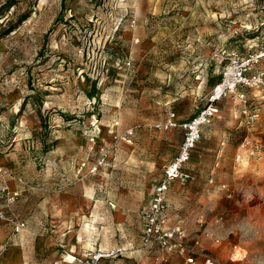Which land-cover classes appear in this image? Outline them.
<instances>
[{
    "label": "rangeland",
    "instance_id": "obj_1",
    "mask_svg": "<svg viewBox=\"0 0 264 264\" xmlns=\"http://www.w3.org/2000/svg\"><path fill=\"white\" fill-rule=\"evenodd\" d=\"M263 39L264 0H0V264H159L141 211L184 137L170 119L197 114L232 50ZM238 104L220 102L193 179L169 192L204 253L239 241L226 228L264 186V109L247 124Z\"/></svg>",
    "mask_w": 264,
    "mask_h": 264
},
{
    "label": "built area",
    "instance_id": "obj_2",
    "mask_svg": "<svg viewBox=\"0 0 264 264\" xmlns=\"http://www.w3.org/2000/svg\"><path fill=\"white\" fill-rule=\"evenodd\" d=\"M252 89L260 90L264 98V39L256 48L250 46L246 53L237 49L232 50L222 68L219 80L214 84L206 103L197 114L183 122L172 121L175 114L172 115L168 126L182 127L185 131L183 141L176 155L166 165L163 175L155 183L148 206L141 211L142 247L150 256H155L159 264H167L168 256L173 254L183 257L186 264H220L209 257L201 263L197 260L193 248L199 247L201 242L198 238L191 239L180 222L171 223L167 195L174 182L180 181L185 184L193 179V174L186 170V164L202 139L204 126L218 114L220 101L233 96L239 100L241 114L247 124H253L259 119V110L250 108L248 92ZM133 135L131 129L125 133L124 138L132 142ZM249 143V140H245L243 145ZM5 190H0V218L6 213L2 207ZM20 229L21 223H18L17 230ZM216 240L220 241L219 238ZM156 250L160 251L157 255ZM122 251V248H117L112 254L117 256L122 254ZM103 253L100 252L97 259L105 256Z\"/></svg>",
    "mask_w": 264,
    "mask_h": 264
},
{
    "label": "crops",
    "instance_id": "obj_3",
    "mask_svg": "<svg viewBox=\"0 0 264 264\" xmlns=\"http://www.w3.org/2000/svg\"><path fill=\"white\" fill-rule=\"evenodd\" d=\"M242 53H246V52H242ZM254 91H256L257 93H254ZM248 96L250 98V100H249L250 108H252V109L257 108L260 112V115H261L262 110L264 109V98L262 96L261 91L257 90V89L250 90L248 92ZM225 99L226 98H224L223 100H225ZM222 101H220V102H222ZM220 102H219V109L221 110ZM238 105H239V108L241 109V104L239 103ZM218 115L219 114H217L216 117ZM184 121H186V120H184ZM262 126H264V124H262ZM247 128H248V130L250 129V127H247ZM245 140L250 141L249 145L252 143L251 139H249L248 137H246ZM182 141H183V139H182ZM182 141L178 145V150H179V147H180ZM254 162L258 163L259 160L254 159L253 163ZM173 184H172V186H173ZM171 187H170V189H171ZM170 189H169L168 195H167L168 215L171 217V223L174 224L178 221L173 219L172 213L175 210H177L178 207L175 206L169 198ZM256 191H257L258 195H260V200L254 206H252L255 209L253 211V214L250 213L249 215H242L243 217L241 216L239 218L237 226H236V224L235 225L232 224V227L230 229L226 228V234H227L228 233L227 231L235 230L234 227H237V229H239L237 231L239 232V235L241 236V237H239L240 238L239 241L234 242V243L229 241V242L225 243L224 245L214 247L211 253H204L203 248H202V244L199 247H195V248H193L192 245H189L190 248L194 249V253L196 255V258L200 263L202 261H204V259L206 257H209V258H212L214 261H216L220 264H264V186L263 187L258 186ZM141 225H142V219H141ZM141 233H142V228H141ZM212 239H215L216 243H220L219 241L216 240V238H212ZM234 240H236V239H234ZM141 245H142V238H141ZM238 246L243 250V252L235 253V249ZM143 250H144V248H143ZM145 252H147V251L145 250ZM158 253H160V251L158 252L156 250L155 254L157 255ZM174 255H176V254H174ZM176 256H178V255H176ZM147 258H149V255ZM178 258H181L182 264H186L183 257L178 256ZM168 259H169V256H168Z\"/></svg>",
    "mask_w": 264,
    "mask_h": 264
},
{
    "label": "bare ground",
    "instance_id": "obj_4",
    "mask_svg": "<svg viewBox=\"0 0 264 264\" xmlns=\"http://www.w3.org/2000/svg\"><path fill=\"white\" fill-rule=\"evenodd\" d=\"M233 100V99H232Z\"/></svg>",
    "mask_w": 264,
    "mask_h": 264
}]
</instances>
